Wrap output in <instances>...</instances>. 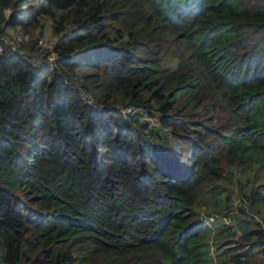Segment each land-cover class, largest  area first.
Instances as JSON below:
<instances>
[{"label": "trees", "instance_id": "16d2710c", "mask_svg": "<svg viewBox=\"0 0 264 264\" xmlns=\"http://www.w3.org/2000/svg\"><path fill=\"white\" fill-rule=\"evenodd\" d=\"M258 258L264 0H0V264Z\"/></svg>", "mask_w": 264, "mask_h": 264}, {"label": "rangeland", "instance_id": "374dc122", "mask_svg": "<svg viewBox=\"0 0 264 264\" xmlns=\"http://www.w3.org/2000/svg\"><path fill=\"white\" fill-rule=\"evenodd\" d=\"M6 13L8 14V11H7ZM8 33L10 34V36H11L13 39H15V42H17V41H16V38H17V40H19V39H18V33L15 31V29H9V30H8ZM42 38H45V39H47L48 41H52V39H53L52 34H51L50 31H49V32L47 31V32L45 33V36L42 37ZM15 42H14V43H15ZM15 45H16V44H15ZM24 52L27 53V51H24ZM88 99H89V98H88ZM89 100H90V99H89ZM151 125H155V126H156L157 123L154 122V121H152V122H151ZM161 133H162V132H161ZM163 133H164V132H163ZM214 255H215V250L213 249V250H212V256L214 257ZM257 261H262V262H263V261H264V258H258ZM210 264H215V263H214V261L212 260ZM253 264H256V262H254Z\"/></svg>", "mask_w": 264, "mask_h": 264}, {"label": "built area", "instance_id": "2783aa9c", "mask_svg": "<svg viewBox=\"0 0 264 264\" xmlns=\"http://www.w3.org/2000/svg\"><path fill=\"white\" fill-rule=\"evenodd\" d=\"M39 43H40V44H43V45H45V46H47V47H50V46H51V42L48 41L47 39H44V38H42V39L39 41ZM54 59H55V54H54V53H51V54L49 55V60H50V61H53ZM35 62H38V60H36Z\"/></svg>", "mask_w": 264, "mask_h": 264}, {"label": "water", "instance_id": "95a60500", "mask_svg": "<svg viewBox=\"0 0 264 264\" xmlns=\"http://www.w3.org/2000/svg\"><path fill=\"white\" fill-rule=\"evenodd\" d=\"M147 132V131H146ZM161 132H163V130H161Z\"/></svg>", "mask_w": 264, "mask_h": 264}]
</instances>
